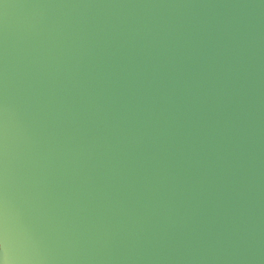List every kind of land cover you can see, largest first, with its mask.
I'll list each match as a JSON object with an SVG mask.
<instances>
[{
    "label": "water",
    "instance_id": "1",
    "mask_svg": "<svg viewBox=\"0 0 264 264\" xmlns=\"http://www.w3.org/2000/svg\"><path fill=\"white\" fill-rule=\"evenodd\" d=\"M0 264H264V0H0Z\"/></svg>",
    "mask_w": 264,
    "mask_h": 264
}]
</instances>
